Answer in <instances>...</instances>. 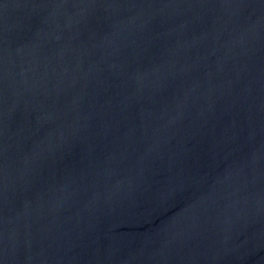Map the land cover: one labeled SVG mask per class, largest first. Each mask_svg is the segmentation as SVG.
<instances>
[{
  "label": "water",
  "instance_id": "95a60500",
  "mask_svg": "<svg viewBox=\"0 0 264 264\" xmlns=\"http://www.w3.org/2000/svg\"><path fill=\"white\" fill-rule=\"evenodd\" d=\"M0 264H264V0H0Z\"/></svg>",
  "mask_w": 264,
  "mask_h": 264
}]
</instances>
